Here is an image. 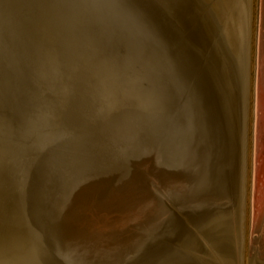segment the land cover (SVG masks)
I'll use <instances>...</instances> for the list:
<instances>
[{"label":"water","instance_id":"obj_1","mask_svg":"<svg viewBox=\"0 0 264 264\" xmlns=\"http://www.w3.org/2000/svg\"><path fill=\"white\" fill-rule=\"evenodd\" d=\"M221 16L0 0V264H193L223 226L240 239L245 37ZM253 51L247 252L264 263V0Z\"/></svg>","mask_w":264,"mask_h":264},{"label":"rangeland","instance_id":"obj_2","mask_svg":"<svg viewBox=\"0 0 264 264\" xmlns=\"http://www.w3.org/2000/svg\"><path fill=\"white\" fill-rule=\"evenodd\" d=\"M220 4V7L222 9V16H221V24L224 28V31L226 32V36L231 43H235V38H234V30L237 32L239 29L240 31L244 28V25L239 19V13L241 9V5L244 7L247 6V1L241 3L242 0H216ZM249 1V0H248ZM233 8H235V11H233ZM242 11V10H241ZM251 12V10H250ZM255 17H256V0H253V39H254V34H255ZM233 19H235V24L233 23ZM248 18V15L245 13V19L244 24L246 23V20ZM246 42L245 38L239 39V42L237 44H234L233 48V56L236 58V64L238 65L237 72H236V78L239 82L240 89H239V94L242 97L243 92L245 91V83H244V77H245V72L247 70V100L245 103L247 104V107L249 108L250 105H252V73H253V57H254V43L252 42L251 38V26L250 24L248 25V28L246 29ZM252 46V47H251ZM246 47V61H247V67L244 69V55L242 54L245 51ZM252 68V69H251ZM250 69V70H249ZM251 85V86H250ZM250 92V94H249ZM251 103V104H250ZM241 109L243 110L244 108V100H242L241 104ZM247 108V109H248ZM249 110V109H248ZM247 121H246V127L251 126V115L249 116V111L247 112ZM248 150H246V141H245V152H244V168H243V202H242V219L240 218L239 222V227L238 230L240 232V239H238L237 236H234L233 233V227L229 224L225 225L230 229L231 234H233V237L230 239L234 241V246H232L231 250V258L229 259L230 263L224 262L223 261V255L218 252L219 250V244L216 243L217 239H219V235L211 234L210 236L208 235V239L210 242H204L206 243V249L201 253H196L199 254L200 258H206L208 260L207 264H257V262L254 260H250L248 257V252H247V236H248V225H249V209H248V203H249V185H246V178H247V172L249 173V165L248 164ZM241 217V216H240ZM207 235V234H206ZM215 236V237H214ZM238 240V241H237ZM215 241V242H214ZM196 254H193L196 255ZM194 260H198V258L194 256ZM179 264H186V262L182 261ZM195 264V263H193ZM264 264V263H261Z\"/></svg>","mask_w":264,"mask_h":264},{"label":"bare ground","instance_id":"obj_3","mask_svg":"<svg viewBox=\"0 0 264 264\" xmlns=\"http://www.w3.org/2000/svg\"><path fill=\"white\" fill-rule=\"evenodd\" d=\"M245 1H247V6L244 7V5L243 6L241 5V9H240V13H239L238 17H239V19H241V21L244 25V29H243L244 32L243 33H244V37H245V42H246V36H247L246 35V29L248 28V25L250 24V26H251V38H252V42L254 43V39H253V31L254 30H253V18H252V16H253V0H249V1L248 0H242L241 3L243 2V4H244ZM250 10H251V12H250ZM233 11H235V8H233ZM245 13L248 15V18L246 20V23L244 24L243 18L245 19ZM232 20H233V23L235 24L236 20H234L233 18H232ZM237 32H238V30H237ZM237 32H235L236 36L238 35ZM247 39H248V36H247ZM246 50L247 49L245 47V55H244V59H245V62H244L245 67L244 68L245 69L247 67V61H246L247 52H246ZM244 80H245L244 81V83H245V91H244V98H245L244 99V152H245V141H246V150H248L247 154H248V164H249V162H250V133H249L250 126H248V128L246 127V121H247L246 116H247L248 111H249V116L250 115L252 116V113H251V105L248 108L247 104L245 103V101L247 100V70L245 72ZM249 94H250V92H249ZM247 175L248 176L246 178V185L248 186L249 185V173L248 172H247ZM243 186H244V184H243ZM248 189H249V187H248ZM247 198H249V194H248ZM214 233H215V235H219V239H217V241H216V243H218L220 245L219 246L220 251H218V252L220 253V255L221 254L223 255L222 257H223L224 262L228 261V263H230L229 259L232 257L231 252H233L231 250V248H232V246H234V241L230 239L231 237H233V234H231L232 232H230V229L227 226H223L222 228L218 229L217 231H214ZM194 256H195V259H196V257L198 258V260H196L194 262L195 264H207L208 260L206 258H200L199 254H196ZM257 264H261V263L257 262Z\"/></svg>","mask_w":264,"mask_h":264}]
</instances>
